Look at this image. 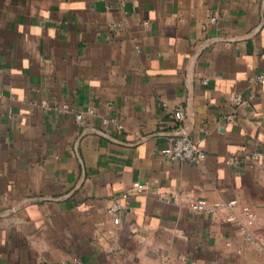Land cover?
I'll return each instance as SVG.
<instances>
[{"label":"crops","instance_id":"crops-1","mask_svg":"<svg viewBox=\"0 0 264 264\" xmlns=\"http://www.w3.org/2000/svg\"><path fill=\"white\" fill-rule=\"evenodd\" d=\"M261 75L264 0H0V264H264Z\"/></svg>","mask_w":264,"mask_h":264},{"label":"built area","instance_id":"built-area-1","mask_svg":"<svg viewBox=\"0 0 264 264\" xmlns=\"http://www.w3.org/2000/svg\"><path fill=\"white\" fill-rule=\"evenodd\" d=\"M257 80H263L264 75L256 77ZM232 101L234 104L238 105L241 103V97L239 95H232ZM92 111L89 110V113ZM172 122L174 125V133L171 138V144L162 151V154L174 161L182 163H193L200 165L203 160L202 151L199 144L188 134L185 126V111L182 105L178 106L172 113ZM78 120L82 119V115L78 114L76 116ZM232 161V159L230 160ZM139 186L135 184V187ZM237 205L235 200L229 201L228 203H214L212 206H208L204 201H197L191 205V210L194 212H209L214 213L220 208L227 207L229 209H234ZM121 209L120 205L115 203L110 208V212H117ZM242 214L246 217L248 225H253L254 223V213L251 208L244 206L242 207ZM233 214L230 213L227 220H232ZM251 240V237H247Z\"/></svg>","mask_w":264,"mask_h":264}]
</instances>
